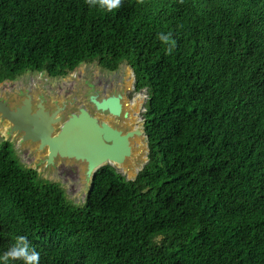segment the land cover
<instances>
[{"label":"trees","instance_id":"trees-1","mask_svg":"<svg viewBox=\"0 0 264 264\" xmlns=\"http://www.w3.org/2000/svg\"><path fill=\"white\" fill-rule=\"evenodd\" d=\"M91 63L146 91L147 162L100 168L76 205L0 142V253L27 235L40 264H264V0H0V83Z\"/></svg>","mask_w":264,"mask_h":264},{"label":"water","instance_id":"water-1","mask_svg":"<svg viewBox=\"0 0 264 264\" xmlns=\"http://www.w3.org/2000/svg\"><path fill=\"white\" fill-rule=\"evenodd\" d=\"M86 85L88 90L82 98L92 106L93 112L110 116L123 112V90L102 96L93 83L86 82ZM41 94L38 93V99L33 100L29 88L20 89L14 93L18 100L13 105L6 96H0V122L8 123L6 135L14 137L20 148L26 144L34 147L33 154L39 155L35 163L37 167L55 169L58 163L74 165L81 172L84 193L87 195L94 174L100 168L106 165L127 167L130 163L138 169L142 166L143 160L136 158L132 147L134 137L143 136L140 130L124 135L122 131L100 123L91 111L83 107L75 112L69 111L68 106L75 101L73 98L48 105ZM127 114V111L124 112L125 116ZM146 149L147 154V142Z\"/></svg>","mask_w":264,"mask_h":264},{"label":"rangeland","instance_id":"rangeland-1","mask_svg":"<svg viewBox=\"0 0 264 264\" xmlns=\"http://www.w3.org/2000/svg\"><path fill=\"white\" fill-rule=\"evenodd\" d=\"M29 76H31L32 79L38 85L46 86V88L49 89L48 93H54V92L56 93V91H58L60 93H63L62 91L68 92V90H65L64 87L66 86V84H68V86H69L70 85L69 81H72V82H74V86H72L71 91H69L68 93L73 94L74 97H75V95L80 96V99H78L80 101L83 99L82 95L85 94V91L88 90V86L86 85V82H88L89 84H92L93 82H95L94 79H96L100 76H105L107 78H112V77L115 78L116 77L117 79L121 78L122 84H123V86H125L123 88H120V90L124 91V99L123 100H126L127 94H129L128 101H129V97H131V95L133 98V99H131L132 105L129 104V102L127 101L129 108L132 111V114L138 115V117H139L142 114H144V112L146 110L147 101H148L147 93H146V91H141L139 93H136L133 91V87H134L133 73H132V70L128 66H125V64L120 66L119 69L117 71H115V73H112L111 75L104 72V70H102L97 64L91 63V64L80 65L74 71L73 74H69L63 78L51 79L48 77V75L45 72H41V73L34 72L33 74L32 73L29 74V72H28V73H25L21 78L18 77L14 81V83L15 84L20 83L23 80H25L26 78H28ZM118 76H121V77H118ZM0 86L6 87L9 85L8 84L7 85L2 84ZM127 89H129V91H127ZM4 90H9V89L6 87ZM117 91H119V90H116L114 92L116 93ZM12 95H14V94H12ZM0 96L2 98H5L6 94L0 93ZM6 97L9 100L11 105L15 104L18 100V98H16L15 95L13 98L10 96H6ZM65 99H67V98H65ZM67 100H72V99L68 98ZM57 101H58L57 103L60 104L63 100L62 101L57 100ZM84 101L86 102L85 99L82 100V102H84ZM74 103H75V101H74ZM68 110L74 111L75 109L73 110L72 107L68 106ZM114 124H115V126H121V125H119V121H114ZM7 127H8V123L6 121H3V123L0 122V142H2L1 140H8L9 141L10 139L13 138V137H8L6 135V131H4V128H7ZM142 134H143V132H142ZM13 143L15 144L16 142L14 141ZM141 143H143V149L137 150L136 158L138 160H143L142 166H144L146 161H147V157H146L147 156V154H146L147 149H146L145 134L143 135V138H142L141 142H139V144H141ZM31 148L34 150V147H32L29 144H26V145L22 146V151L15 150L16 151L15 156L17 157L18 163L20 162L19 164L21 166H24L25 168L35 170L37 172V174L39 175L41 180L58 184L60 186V188L63 190L65 197L68 201H70L76 205H82L85 201L86 195L84 193L83 180H82L81 174H80L81 172L78 169H76L74 167V165L70 166V165H68V163H66L65 165H60V163H58L55 169H53V168L44 169L43 166L37 167L35 163H36V160L39 157V155L33 154V150H31ZM23 149L29 150L28 153L32 154L33 161L27 162V160L24 158L25 155L23 157V153H25V151ZM20 154H21V156H19ZM139 154H142V155H139ZM142 166L139 168V170H141ZM115 170L117 171L118 174H121L128 181L134 180V178L137 174V171H136L134 174L135 176H133V175H131L130 172H127V170L125 168H120V169H115ZM78 173H79V175H78ZM73 175H75V177H73Z\"/></svg>","mask_w":264,"mask_h":264},{"label":"flooded vegetation","instance_id":"flooded-vegetation-1","mask_svg":"<svg viewBox=\"0 0 264 264\" xmlns=\"http://www.w3.org/2000/svg\"><path fill=\"white\" fill-rule=\"evenodd\" d=\"M104 72H106V73H108L110 75L112 73H115V72H108V71H105V70H104ZM30 73L31 72H29V74ZM39 73H41V72H39ZM73 73L74 72H71L69 74H73ZM22 76H20L19 78H21ZM118 77H121V76H118ZM49 78L57 79V78H63V77H55V78L49 77ZM118 79L116 77L115 78L114 77L107 78L105 76H100V77L94 79L95 82H93V85L95 86V88L97 90L101 91V95L102 96H107V95H109V93L111 91L120 90V88L125 87L122 84L121 78H118ZM15 80H13V81H4V82L0 83V85H2V84H6L7 85L8 84L9 86H6V87L10 90V91L9 90H4L6 87L5 86H0V93L6 94V96H10V97L13 98L14 95H12V94H14L16 91H19L20 89H23V88H29L30 89V93L32 94L33 100H37L38 99L37 94L38 93L39 94L42 93L41 95H43V97L46 100L48 105H52V102L57 101V100L62 101L65 98H67V99L68 98H71V99L74 98L75 99V103L73 105H70V107H72L73 110L75 109L73 112H75L78 108L83 107V108L87 109L88 111H91L92 116L95 117L100 123H105V124L108 125L109 128H112V129L114 128V130L122 131L124 135H126L127 132L136 131V130H140L141 132H143V135L145 134L144 133V114L141 113L142 115L139 116V117H138V115H133L132 114V111L129 108V105L127 103L129 94L126 95V100H123L124 101L123 106H122V111L123 112L120 115L110 116L109 114L102 115V114H99L97 112H93L92 111V106H90L86 102L85 103L82 102V100L81 101L78 100V99H80V96L75 95V97H74L73 94L68 93L69 91H71L72 86H74V82H72V81H69V84H70L69 86H68V84H66V86L64 87V89L68 90V92L67 91H62L63 93H60V92L56 91V93L55 92L54 93H48L49 89H47L46 86H44V85H38L32 79L31 76H29L28 78H26L25 80H23L22 82L17 83V84L14 83ZM127 91H129V89H127ZM133 91H134V89H133ZM131 99H133L132 95H131V97H129V101H128L129 104L132 105ZM126 111H128V114L125 116L124 112H126ZM114 121H119V125H121V126H115ZM5 130H6V128H4V131ZM142 138H143V136L142 137H138V136L134 137V142L132 143V145H133L132 147L134 148V152H133L134 155H136L137 150H142L143 149V143L139 144V142H141ZM1 141H8V140H1ZM14 141L16 142L15 144L13 143ZM8 142L12 144V147H13L14 151L15 150H18V151L21 150L22 151V148H20L18 146V142H17V140L14 137L12 139H10ZM31 150H33V149L31 148ZM24 151H25V153H23V157L25 155L24 158L27 160V162L33 161L32 154L28 153L29 150H24ZM139 155H142V154H139ZM19 156H21V154ZM106 166L112 167L113 169L125 168L127 170V172L131 173V175L135 174L136 171H137V174L139 172V169L136 166H134L132 163H130L127 167H119V166L116 167V166H113V165H106ZM133 171H134V173H133ZM137 174H136V176H137ZM78 175H79V173H78ZM73 177H75V175H73Z\"/></svg>","mask_w":264,"mask_h":264},{"label":"clouds","instance_id":"clouds-1","mask_svg":"<svg viewBox=\"0 0 264 264\" xmlns=\"http://www.w3.org/2000/svg\"><path fill=\"white\" fill-rule=\"evenodd\" d=\"M89 7L100 8L107 13L118 10L123 0H86ZM158 39L165 45L166 53L171 54L175 40L171 33H160ZM41 254L29 241L27 235H17L14 243L0 253V264H40Z\"/></svg>","mask_w":264,"mask_h":264},{"label":"bare ground","instance_id":"bare-ground-1","mask_svg":"<svg viewBox=\"0 0 264 264\" xmlns=\"http://www.w3.org/2000/svg\"><path fill=\"white\" fill-rule=\"evenodd\" d=\"M38 89V88H37ZM120 115V114H119ZM21 151V150H20ZM114 166V165H113ZM118 167V166H117ZM48 175V174H47Z\"/></svg>","mask_w":264,"mask_h":264}]
</instances>
